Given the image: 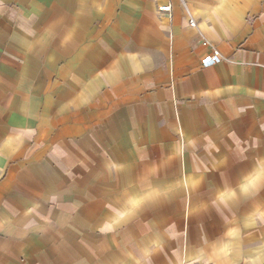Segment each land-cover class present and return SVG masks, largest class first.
<instances>
[{
  "label": "crops",
  "instance_id": "1",
  "mask_svg": "<svg viewBox=\"0 0 264 264\" xmlns=\"http://www.w3.org/2000/svg\"><path fill=\"white\" fill-rule=\"evenodd\" d=\"M185 5L0 0V264H264V0Z\"/></svg>",
  "mask_w": 264,
  "mask_h": 264
},
{
  "label": "built area",
  "instance_id": "2",
  "mask_svg": "<svg viewBox=\"0 0 264 264\" xmlns=\"http://www.w3.org/2000/svg\"><path fill=\"white\" fill-rule=\"evenodd\" d=\"M183 5H185V0H180ZM186 6V5H185ZM159 16L162 18L170 19L172 17V7L170 5H164L159 8ZM190 25L192 27L196 26V22L193 18L190 17ZM207 45V43H205ZM223 57L217 52L214 51L211 55L205 57L202 61L204 67L214 66L223 61Z\"/></svg>",
  "mask_w": 264,
  "mask_h": 264
}]
</instances>
